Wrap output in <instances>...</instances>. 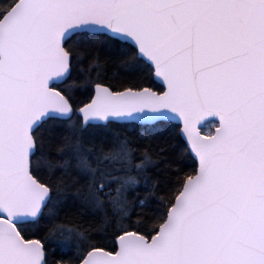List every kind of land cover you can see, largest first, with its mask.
<instances>
[{
    "label": "snow or ice",
    "instance_id": "snow-or-ice-1",
    "mask_svg": "<svg viewBox=\"0 0 264 264\" xmlns=\"http://www.w3.org/2000/svg\"><path fill=\"white\" fill-rule=\"evenodd\" d=\"M0 264H264V0H0Z\"/></svg>",
    "mask_w": 264,
    "mask_h": 264
}]
</instances>
